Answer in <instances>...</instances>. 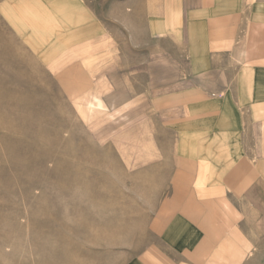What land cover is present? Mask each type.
Returning a JSON list of instances; mask_svg holds the SVG:
<instances>
[{"label": "rangeland", "instance_id": "obj_1", "mask_svg": "<svg viewBox=\"0 0 264 264\" xmlns=\"http://www.w3.org/2000/svg\"><path fill=\"white\" fill-rule=\"evenodd\" d=\"M194 0H0V264H117L164 178L148 93Z\"/></svg>", "mask_w": 264, "mask_h": 264}, {"label": "crops", "instance_id": "obj_2", "mask_svg": "<svg viewBox=\"0 0 264 264\" xmlns=\"http://www.w3.org/2000/svg\"><path fill=\"white\" fill-rule=\"evenodd\" d=\"M148 93L164 185L117 264H264V0H194Z\"/></svg>", "mask_w": 264, "mask_h": 264}]
</instances>
